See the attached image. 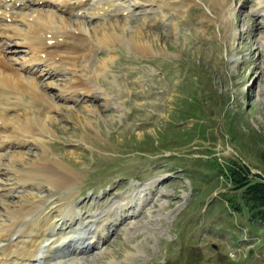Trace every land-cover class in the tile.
<instances>
[{
	"label": "rangeland",
	"instance_id": "obj_1",
	"mask_svg": "<svg viewBox=\"0 0 264 264\" xmlns=\"http://www.w3.org/2000/svg\"><path fill=\"white\" fill-rule=\"evenodd\" d=\"M87 6V24L98 28L90 58L58 70L45 61L30 64L32 78L57 105L49 122L55 134L43 144L29 139L0 148V226L20 203L70 200L75 227L110 213L109 232L83 255L60 246L53 261L264 264V222L245 206L234 210L228 195L235 190L218 169L236 156L264 172V0ZM102 6L109 11L88 15ZM15 11L36 13L35 7ZM11 21L0 15V31ZM116 21L127 22L129 37L104 41L103 25ZM14 25L25 29L19 19ZM136 31L147 47L132 36ZM0 50L17 67L31 57L15 36L0 34ZM75 77L89 92H72ZM34 161L63 164L72 187L53 186L41 175L19 183L20 170ZM127 198L132 204L123 208Z\"/></svg>",
	"mask_w": 264,
	"mask_h": 264
},
{
	"label": "bare ground",
	"instance_id": "obj_2",
	"mask_svg": "<svg viewBox=\"0 0 264 264\" xmlns=\"http://www.w3.org/2000/svg\"><path fill=\"white\" fill-rule=\"evenodd\" d=\"M89 4H92V0H75V3L73 0H0L2 21L6 18L12 20L8 23L10 26L8 30L2 29L0 34L6 37H17L28 46L31 52V57L24 62L23 66L17 67L10 63L5 51L3 54L2 49L0 50L1 149L4 144H15L16 141L27 142L29 139L43 144L49 134H55L49 122L52 120L51 110L57 109V105L48 96L44 86L32 78L34 75L30 64L45 61V65L48 63L47 65L51 68L57 67L56 70H58L64 67H75L79 59L90 58L92 51L90 38L93 37L94 30L98 28L94 26L90 28L85 19L87 14L82 12L83 7ZM103 6L97 7L96 11L91 9L94 12L88 15L94 17L102 11L104 13V10L109 11ZM32 7H35L36 13L28 17L23 14L24 11H15ZM15 13L18 14L17 17ZM74 14L79 17H76L79 19L77 22L70 20V16ZM17 19L25 24V29L20 30L15 25L11 26ZM2 25L3 23L0 24ZM126 25H128L127 22L117 21L104 24V41L117 37L128 38ZM140 35L139 31L132 34L137 37L139 43L147 47L148 44L145 43L146 41L143 42ZM28 73L31 76L27 75ZM81 78L75 77L70 84L69 88L72 92L78 90L89 92V86ZM41 101H43L40 103L41 107H37L36 103L39 104ZM19 156L24 158L23 155ZM58 166L59 168L56 166L52 168L51 161L46 163L34 161L28 168L20 170L21 176L19 175L18 181L31 183L41 175L53 186L72 187V176L67 173L69 171L63 164L58 163ZM129 203L132 204L127 198L121 206L124 208L129 206ZM55 211L60 213L63 220L56 219ZM7 214L10 223H1L0 226V264H42L44 259H49L51 264H64V260L58 259L64 256H57L53 261L55 252L67 248L72 253L85 254L95 246V238L99 242L105 238L109 232L107 222H111V214L105 213L107 216L104 214L102 217H97V222L91 220L75 227L78 223V214L70 206V200L62 201L57 205L50 203L48 206L38 202L20 203L18 208L8 210ZM82 238H88V243L83 244ZM77 241L81 245L69 248ZM60 246L65 247L61 249ZM76 261L77 259L66 264H74Z\"/></svg>",
	"mask_w": 264,
	"mask_h": 264
},
{
	"label": "trees",
	"instance_id": "obj_3",
	"mask_svg": "<svg viewBox=\"0 0 264 264\" xmlns=\"http://www.w3.org/2000/svg\"><path fill=\"white\" fill-rule=\"evenodd\" d=\"M195 109H198L196 104ZM218 169L235 190L228 195L234 210H243L245 206L253 217L264 222V172L253 171L248 163L236 156L218 163Z\"/></svg>",
	"mask_w": 264,
	"mask_h": 264
}]
</instances>
